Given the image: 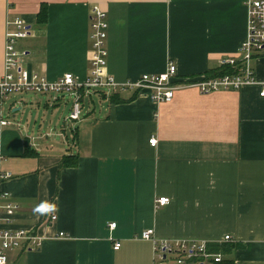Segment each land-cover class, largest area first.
<instances>
[{
    "label": "crops",
    "instance_id": "1",
    "mask_svg": "<svg viewBox=\"0 0 264 264\" xmlns=\"http://www.w3.org/2000/svg\"><path fill=\"white\" fill-rule=\"evenodd\" d=\"M93 5L106 12L107 70L117 81L163 72L172 61L177 81L195 82L221 58L239 57L245 39V0H0V74L6 21L20 18L30 29L25 46L18 44L28 70L48 80L66 72L83 80ZM41 7L42 24L36 21ZM251 65L264 81V48ZM258 90L256 83L208 93L184 85L160 103L135 91L118 92L117 101L94 91L101 109L81 110L71 128L72 151L39 144L10 119L0 144L1 168L12 176L1 187L18 209L8 222L1 211L0 228L44 238L37 248L23 242L8 250L7 264H152V242L140 237L148 228L158 240L231 245L222 256L233 264H264V97ZM46 95L48 106L62 99ZM21 102L27 98L13 96L8 107L15 111ZM43 102L30 96V104ZM66 155L76 164L60 165ZM159 196L170 200L156 206ZM225 234L232 241H221Z\"/></svg>",
    "mask_w": 264,
    "mask_h": 264
},
{
    "label": "built area",
    "instance_id": "2",
    "mask_svg": "<svg viewBox=\"0 0 264 264\" xmlns=\"http://www.w3.org/2000/svg\"><path fill=\"white\" fill-rule=\"evenodd\" d=\"M246 33L239 48L240 56H228L219 60V66L231 65L236 67L233 73L216 76H203L195 82L177 81L176 65L168 61L165 70L160 73H144L134 80L117 81L107 70L106 36L108 23L106 12L99 6L93 5L89 13L91 30V49L89 50V71L83 80H79L70 72L63 73L55 80H48L35 71L24 66L25 49L18 46L19 41L30 36V29L20 18L6 21L4 34L3 71L0 74V130L12 122L3 115L1 100L11 93L30 92L63 96L71 99V109L67 119L76 121L81 117L82 101L91 92L98 91L105 95L120 91H135L144 93L154 103L168 102L172 99L174 90L184 85L195 86L202 93L217 90L238 89L244 85L258 84V96L264 97V81H257L252 59L264 48V0H245ZM149 144L155 145L156 138L151 137ZM3 155L0 144V216L8 222L18 209V205L10 200V194L2 189L4 181L11 178L9 171L1 168ZM166 196L155 199L156 206L169 202ZM52 215L50 219H54ZM115 223H110L114 227ZM62 235V232L59 233ZM142 239L152 242V264H168V255H174L173 264H217L222 258L220 252L208 250V242L204 240L175 241L158 240L154 237L152 228L141 231ZM43 236L24 229L0 228V264H7V251L19 247L25 242L26 247L37 248ZM221 241H232L225 234ZM120 241H114L113 248L117 249Z\"/></svg>",
    "mask_w": 264,
    "mask_h": 264
},
{
    "label": "rangeland",
    "instance_id": "3",
    "mask_svg": "<svg viewBox=\"0 0 264 264\" xmlns=\"http://www.w3.org/2000/svg\"><path fill=\"white\" fill-rule=\"evenodd\" d=\"M24 41L25 39L19 41V45H24ZM26 62L27 60L25 59V63ZM9 95L10 96L8 100H6L4 105L5 108L3 110V114L6 115L8 119H14L15 121L23 123L24 127L27 129V134L31 137L33 136L34 141L39 144L41 143L50 148L62 146L67 150H73L70 140L71 128L74 127L78 120L72 121L67 119L72 104L68 95L64 94L58 104L53 105L49 103V106L43 102L46 99V94L20 92L11 93ZM13 96L25 97L27 98V102H21V104L18 105L20 106L19 109L11 111V108L9 109L8 106L10 105ZM30 96L41 98L43 103L38 106L36 104H30ZM99 104L100 99L98 94L96 92H91L90 95H87L82 101V110L85 111L88 108L92 109V107H94L95 111H99L101 109ZM26 122L27 126L25 124ZM47 132H49V134H47ZM40 134L47 135L49 138L48 141L44 142L42 139H37L36 137ZM64 134L68 137V141L65 144L62 142ZM173 261L174 255H168L167 263L173 264Z\"/></svg>",
    "mask_w": 264,
    "mask_h": 264
},
{
    "label": "trees",
    "instance_id": "4",
    "mask_svg": "<svg viewBox=\"0 0 264 264\" xmlns=\"http://www.w3.org/2000/svg\"><path fill=\"white\" fill-rule=\"evenodd\" d=\"M36 21L37 23H44L45 21V11L44 8L41 7L39 12L37 13L36 16ZM236 71V67L235 66H231V65H224V66H219L218 68H216V70H214L213 72L208 73V76H216V75H222L225 73H233ZM115 94L117 93H113L110 94V99L112 101H117ZM103 96L105 95L104 93L102 94ZM69 158H73L72 155H66L62 158L60 165H65V166H72L76 164V159H69ZM231 248V245H227V244H210L208 243V250L213 251V252H220L221 254H226ZM217 264H233V261L229 258H222Z\"/></svg>",
    "mask_w": 264,
    "mask_h": 264
},
{
    "label": "water",
    "instance_id": "5",
    "mask_svg": "<svg viewBox=\"0 0 264 264\" xmlns=\"http://www.w3.org/2000/svg\"><path fill=\"white\" fill-rule=\"evenodd\" d=\"M16 110H17V108H16Z\"/></svg>",
    "mask_w": 264,
    "mask_h": 264
}]
</instances>
